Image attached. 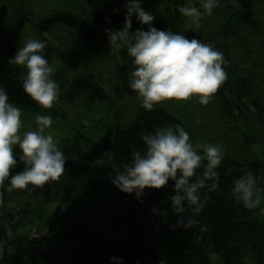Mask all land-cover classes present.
Wrapping results in <instances>:
<instances>
[{
	"label": "trees",
	"instance_id": "obj_1",
	"mask_svg": "<svg viewBox=\"0 0 264 264\" xmlns=\"http://www.w3.org/2000/svg\"><path fill=\"white\" fill-rule=\"evenodd\" d=\"M123 3L0 0V85L32 129L37 115L52 116L50 128L60 131L55 141L66 158L59 181L4 192L0 264H110L109 257L123 264H264V212L243 208L231 195L232 181L249 170L264 187V0H220L199 26L178 11L188 0H143L156 28L212 44L223 53L227 73L207 105L193 96L166 100L151 112L128 87L131 62L107 69L104 53L112 48L104 29L122 27ZM146 27L133 19V30ZM29 38L48 42L46 58L60 86L51 109L24 93L26 70L8 62ZM177 123L194 144L212 143L225 153L220 187L202 190L207 207L198 216L186 214L195 221L187 231L171 227L177 219L168 200L173 181L146 188L141 202L109 179L130 162L131 150H143V134ZM14 152L17 159L22 154L18 146Z\"/></svg>",
	"mask_w": 264,
	"mask_h": 264
},
{
	"label": "clouds",
	"instance_id": "obj_2",
	"mask_svg": "<svg viewBox=\"0 0 264 264\" xmlns=\"http://www.w3.org/2000/svg\"><path fill=\"white\" fill-rule=\"evenodd\" d=\"M188 0L178 11L199 26L204 16H210L220 0ZM236 4L237 0H233ZM126 9L122 27L105 28L109 47L125 52L132 68L127 73L128 87L141 98V107L151 112L166 100L187 101L196 96L207 105L213 94L227 79L226 61L222 52L199 39L189 40L182 32L158 29L155 16L145 10L143 0H124ZM115 13L119 8L113 9ZM133 19L144 28L133 30ZM106 22L110 23V19ZM47 36V33H45ZM47 40L29 38L17 48L10 64L25 69L22 74L24 93L44 109H51L59 98L60 86L54 79L56 69L46 58ZM22 109L13 102L7 89L0 85V203L5 191L43 189L59 181L65 173L66 158L51 134V115L36 116V130L20 134ZM143 150H131L130 162L123 163L110 182L121 192L133 194L142 202L145 189L166 187L173 181L174 194L168 197L172 213L177 217L173 230H189L194 219L207 207L202 190L216 192L220 187L219 168L224 150L212 143L194 144L185 128L169 124L154 128L141 136ZM21 155L17 159L14 147ZM22 163L18 172L13 170ZM261 177L251 170L232 181L231 195L243 208L264 212V187ZM154 214L167 215V210L153 207ZM200 231H207L200 225ZM3 247L0 242V248ZM110 264H123L120 257H109Z\"/></svg>",
	"mask_w": 264,
	"mask_h": 264
},
{
	"label": "rangeland",
	"instance_id": "obj_3",
	"mask_svg": "<svg viewBox=\"0 0 264 264\" xmlns=\"http://www.w3.org/2000/svg\"><path fill=\"white\" fill-rule=\"evenodd\" d=\"M110 51V50H109ZM109 51L107 50L104 53V57L106 60H108L107 62V69H111V66H116L118 68H123L125 65H127L128 63H130V58L125 54H116L115 49H112L111 53H109ZM177 100H170V102H175ZM217 127V126H215ZM36 130V129H35ZM26 131H34V128L32 129V127L30 125H26L25 123L22 122V128L20 130V134L23 135L24 132ZM60 131L56 130V129H46V134H51L54 139H57L59 136ZM219 138V137H218Z\"/></svg>",
	"mask_w": 264,
	"mask_h": 264
}]
</instances>
